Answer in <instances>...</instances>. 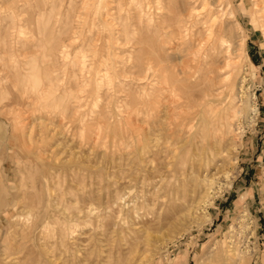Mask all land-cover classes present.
Returning a JSON list of instances; mask_svg holds the SVG:
<instances>
[{"label":"rangeland","instance_id":"1","mask_svg":"<svg viewBox=\"0 0 264 264\" xmlns=\"http://www.w3.org/2000/svg\"><path fill=\"white\" fill-rule=\"evenodd\" d=\"M170 1L0 0L3 28L13 23L18 32L20 23L8 18L43 7L52 35H60L56 44L74 36L67 61L85 55L88 65L94 44L108 68L106 79L100 73L91 83L87 72L73 69L74 84L55 72L79 101L33 122L47 134L32 157L16 145L10 109L0 100V132L7 129L0 139V264H9L6 226L22 219L20 187L31 193L35 184L38 195L43 179L55 205L41 218L36 248L53 254L47 264H264V0ZM178 3L181 15L174 14ZM218 22L238 65L225 86L215 77L206 91L193 88L213 77L199 55ZM217 64L216 75L226 74L222 60ZM29 111L21 108L23 122ZM39 155L42 162L33 159Z\"/></svg>","mask_w":264,"mask_h":264},{"label":"bare ground","instance_id":"2","mask_svg":"<svg viewBox=\"0 0 264 264\" xmlns=\"http://www.w3.org/2000/svg\"><path fill=\"white\" fill-rule=\"evenodd\" d=\"M171 1H170V3H172V5H173V2H171ZM25 4H24V6H25ZM178 5H180V4L178 3L177 6L174 5V6H176L175 10H174V14L176 12H178V13L180 12V15H181L184 12L181 13L182 11L178 8ZM27 7L28 6H25V9L20 12L21 16H17V15L15 16L14 15V16H11L8 18L10 21L12 20L11 22L16 21V22L20 23L18 32H15L13 30L14 29L13 23L10 27L3 28L4 26L1 23L3 21V18L0 16V79H6L5 82L3 81V83L0 84V86H1L0 87L1 88L0 89V91H1L0 100H1V102H4L3 103L4 106H6L10 109L8 116L12 117V125H11L12 126V136L15 140L16 145H18V144L21 145L24 148V151L27 150L26 152L29 154V156H31L33 149L37 150V147L40 144H42L44 142L46 143V134H47V127L45 124H43V123L35 124L33 122L39 118H42V117H44L45 119H47L49 121V119L51 118L50 116L52 115L51 111H53V109H52L53 107H56V109L61 108L62 114H65L70 106L77 108V105H75L76 104L75 102H76V100L79 101V99H78L79 96L77 95L76 92H73L72 90H70V88L72 89V87H69V88L67 86L64 88L60 87V84L64 79H61L60 83L56 82V80H55L56 79V77H55L56 73L55 72H57V70H58L62 74V76L60 74V78L63 76H66L68 78V82L69 83L71 82V84L72 83L74 84V82H76V80L78 79V75L74 74L73 69L77 70L79 72L80 76L82 74L85 75V72H87L90 75L88 82L91 83L93 81L92 80L93 77H95V75L100 74V73H102L101 75H99L100 78L106 79V75H107L106 73H107L108 68L106 66H104V64H106L105 62H103V67L100 66L101 65L100 64V62H101V60H100L101 59L100 49L98 47L94 46V44H90V45L88 44V50L87 51L90 52L88 55V59L90 57V60H89L90 63L88 65L85 64L86 62L83 59L84 57H86L85 55H82L81 57H79L78 58L79 60H76V61L70 60V62H69V60L67 61V59H65V57L67 56V52H68V51L66 52V50H67L66 47L70 46L76 42L74 39V36L71 35V37H68L69 43L65 44V42L67 41V38L66 39L64 38L66 40L65 42L62 40V42L60 41L61 43L56 44L57 40H55V39H58L60 37V35L57 36L56 31H55L56 34L55 33L54 34L56 35L57 38L52 35L53 31H54L51 27V26H53V22H51L50 19H46L45 10L43 9V7H42V10H39V11H37V10L33 11L32 10L30 12L27 9ZM170 12H171V10H170ZM188 12H189V10H188ZM208 13H210V11H208ZM11 15H12V13H11ZM173 15H171V16H173ZM261 16L262 17L260 18V21L263 22L261 24V27H263V32H264V11H263V14ZM176 19L177 18H175V20H173L175 22L176 26L174 25L175 28H174V30H172V31L176 32L175 34H177L178 31L180 32V29H178L180 25L179 26L177 25V23L179 22V19H177V20ZM213 20L214 19H212V21ZM150 25H152V24H150ZM171 25H172V23H171ZM146 27H147V25H146ZM180 28L182 29V27H180ZM174 32H172V34ZM212 32H213V34H211L212 35V37H211L212 42H211V44L208 43V44H210V46L208 47L205 44L208 47V49L206 48L205 49L206 51H204V49H202L199 56H201L200 62L208 63V66L205 67V69H204L205 73L207 75L209 73H212L213 77H208V78L204 79V82L202 81L201 83L197 77L199 82L196 81L198 83L194 85V83H195L194 82L192 85L193 88L200 86L205 91L209 87H211V85H213L211 83L215 79V77H219L220 78L219 83H221L222 85L225 86L227 81H228V77L230 75L229 70H231L234 67H237V65H238V63H237L238 60L236 62H234V60L229 56L230 49L227 46L228 45L227 44L228 38H226V35H227L226 26L224 24L218 22V24H216L215 27L212 29ZM16 33H18V34H16ZM70 33L68 34L69 36H70ZM148 34H149V31H148ZM175 34H173V36H175ZM180 34L181 33H179V35ZM179 35H178V37L182 38ZM209 35H210V33H209ZM209 35H208V37H209ZM152 36H153V34H152ZM175 38H177V35L175 36ZM183 39L185 41V38H183ZM183 39H181V40L183 41ZM181 40H179V41H181ZM190 40H192V39H190ZM58 41H59V39H58ZM182 41H181V43H182ZM187 41L188 40H186V42ZM85 42H87V41H85ZM189 42H191V41H189ZM163 44H160L159 46H161ZM225 45L227 47H224ZM86 46H87V44H86ZM155 46H156V43H155ZM159 46H157V47H159ZM162 47L163 46H161L159 48H162ZM187 47L189 48V46H187ZM191 47L192 46H190V48ZM28 48L33 49V51L30 52L28 55L16 54V53L24 52V50L28 49ZM200 49H201V45L199 46L198 50H200ZM162 51H163V49H162ZM165 54L166 53H164L163 55H165ZM189 54H190V52H189ZM159 56H160V58H157V56H156V58L161 59V62H162V60H165V59L161 58V55H159ZM165 56L169 57L168 55H165ZM165 56H164V58H165ZM59 57L62 58V60L64 62L63 61H61V62H63V63H59V60H58ZM67 58H68V56H67ZM151 58L152 57H150V59ZM68 59H70V58H68ZM221 60H222V65L219 66V71H220V69H221V72L223 70H226L228 73L226 72V74H220V76H217L216 75V73L218 72V68L216 66V65H218L217 61H221ZM138 61H140L139 58H138ZM159 61H158V63H159ZM140 62H142V61H140ZM155 62H157V61H155ZM195 62L196 61H194V63ZM149 64H150V62H149ZM197 65H198V63H197ZM140 66L142 67V69L147 71L146 70L147 68H145L142 63H139V70L138 71H140V69H141ZM146 66H148V65H146ZM165 66L166 65H164V67ZM69 67L70 68L72 67V69H71L72 73L69 72L70 75L67 72V71H69L68 70ZM190 68L191 67H189L188 69H190ZM192 68H194V67H192ZM149 69H150V67H148V70ZM151 70H154V68L153 69L151 68ZM193 70H195V69H193ZM197 70H198V68H197ZM162 71H165V70H162ZM2 72L5 76L2 74ZM172 72H173V67H172ZM186 73H188V72H186ZM167 75H169V74L167 73ZM188 75L186 74V77ZM163 76H164V74H163ZM175 76H177V74ZM169 77H170V75H169ZM188 77L190 79V76H188ZM67 78L65 80H67ZM100 78H99V81H101ZM58 80H59V78L57 79V81ZM174 80L175 79H173V81ZM180 80H182V79H180ZM190 80L194 81L193 78ZM103 81H105V80H103ZM184 81L186 82L187 80H184ZM168 83H169V79H168ZM174 83L177 84V82H174ZM75 84L77 86V83H75ZM79 84L81 85L82 83H79ZM95 84H96V82H95ZM61 85L63 86V84H61ZM182 85H184V87L186 86L184 84V82ZM73 88H75V87L73 86ZM78 88L79 87H77V89L75 88L76 91L78 90ZM137 94H138V92H137ZM191 95L193 96L192 92L190 93V96ZM70 101L74 102L75 104L73 103L74 105H72L70 103ZM21 108L22 109H24V108L30 109V111L26 114V117H25L28 119L27 123L23 122L22 119H20V117L23 115V113L20 112ZM26 111H27V109H26ZM235 112L239 113L240 110H236ZM51 119H53V118H51ZM47 120H46V122H47ZM26 125H29V127L27 128V131H25ZM37 127H39V128L41 127L43 130L38 133L36 131ZM6 130H7L6 128H2V130L0 132V139L2 138V135L5 132H7ZM4 139H5V137H4ZM1 143H2V140H1ZM14 147H15V144H14ZM33 159L39 160L40 162L43 161L42 160L43 157L41 155H39V157L33 158ZM42 182H43V187H44L43 189L44 190L42 192H39L38 195H35L38 192L35 193L37 186L34 183H33L34 185H31V188H30L32 190V192L30 191L31 193H29V191L26 190V188H28L27 185L20 187V189H24L21 192V203L23 204L22 205L23 207L20 210V213L18 215V216L22 217V219L20 220V218H19V220H16L14 222H9L7 224L6 236L4 237V239L2 241L3 246H4L3 247V251H4L3 254H5V258L7 259V262L9 264H47L48 262L50 263L52 261V258L50 256H53V254H49V251L47 252L46 249L45 250L43 249L44 251H42L41 249H39L40 251H37V249H36L37 247L40 246V244L38 242L39 241L38 237H39L40 223L42 221L41 218L47 217V213L49 211V208H52L55 206L53 204V202L50 200L51 199L50 198L51 193L48 192V189L46 186V179H43ZM32 193H33V195H32ZM3 204H4V201L0 197V209L2 208ZM89 211H90V209L88 210V212ZM168 220H170V219H168ZM44 227L47 229L46 226H44ZM46 247H47V245H46ZM50 253H52V252H50ZM216 260H218V259H216ZM212 262H210L209 264H212ZM217 263H218V261H217Z\"/></svg>","mask_w":264,"mask_h":264}]
</instances>
